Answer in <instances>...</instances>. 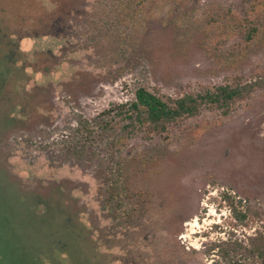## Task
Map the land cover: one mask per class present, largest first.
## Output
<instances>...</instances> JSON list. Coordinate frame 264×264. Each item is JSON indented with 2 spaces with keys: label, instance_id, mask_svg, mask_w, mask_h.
<instances>
[{
  "label": "rangeland",
  "instance_id": "obj_1",
  "mask_svg": "<svg viewBox=\"0 0 264 264\" xmlns=\"http://www.w3.org/2000/svg\"><path fill=\"white\" fill-rule=\"evenodd\" d=\"M127 1L0 0V186L39 264H209L206 244L264 233V89L151 140L117 115L138 86L264 72V12L246 43L241 0H150L130 20ZM112 178L121 209L104 205ZM222 194L262 215L237 224Z\"/></svg>",
  "mask_w": 264,
  "mask_h": 264
},
{
  "label": "trees",
  "instance_id": "obj_2",
  "mask_svg": "<svg viewBox=\"0 0 264 264\" xmlns=\"http://www.w3.org/2000/svg\"><path fill=\"white\" fill-rule=\"evenodd\" d=\"M150 0H128L120 3V8L129 20L130 14L139 15L143 12L146 2ZM192 1V0H179ZM242 17L232 18L234 29L246 43H252L261 33V22L258 17L264 12V0H241ZM227 14L233 15L230 8ZM264 89V72L249 80L241 76L227 77L218 85H201L196 90H184L175 96L164 95L157 88L153 90L138 86L134 90V98L118 106L117 115L124 121L122 127L125 134L141 133L145 139L167 133L173 125H179L186 119L196 118L203 110L218 112L227 117L233 107L248 98L257 89ZM210 129L207 125L195 130L201 135ZM109 193H105L104 205L122 208L119 193L122 185L119 179H110ZM108 183V184H109ZM229 206L231 217L237 224L248 226V219L260 218L262 210L246 203H235L231 195L222 194ZM238 204V205H237ZM242 206V208H240ZM14 204L10 196L0 186V264H39L31 255L27 245L21 242L22 236L13 227ZM204 253L211 257L209 264H264V233L255 231L246 237L245 243L228 235L223 240L213 241L204 246Z\"/></svg>",
  "mask_w": 264,
  "mask_h": 264
}]
</instances>
